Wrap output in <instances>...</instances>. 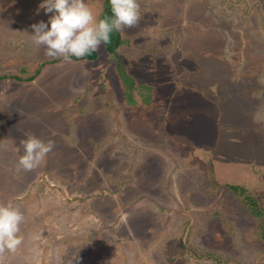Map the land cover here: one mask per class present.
<instances>
[{"label": "rangeland", "instance_id": "rangeland-1", "mask_svg": "<svg viewBox=\"0 0 264 264\" xmlns=\"http://www.w3.org/2000/svg\"><path fill=\"white\" fill-rule=\"evenodd\" d=\"M40 3L0 0V264H264V0H138L120 61L46 55ZM28 135L53 148L25 172Z\"/></svg>", "mask_w": 264, "mask_h": 264}, {"label": "clouds", "instance_id": "clouds-1", "mask_svg": "<svg viewBox=\"0 0 264 264\" xmlns=\"http://www.w3.org/2000/svg\"><path fill=\"white\" fill-rule=\"evenodd\" d=\"M111 16L97 18L85 0H41L39 8L51 13L47 21L30 25L32 43L45 46L46 55L82 58L110 42V34L134 27L140 20L138 0H109ZM23 153L16 162L17 170L38 168L52 151L53 142L34 135L21 140ZM24 214L11 202L0 204V252H14L21 245L20 225ZM78 259V258H77Z\"/></svg>", "mask_w": 264, "mask_h": 264}, {"label": "trees", "instance_id": "trees-1", "mask_svg": "<svg viewBox=\"0 0 264 264\" xmlns=\"http://www.w3.org/2000/svg\"><path fill=\"white\" fill-rule=\"evenodd\" d=\"M105 15H108V16H111V10H110V4H109V0H104V2H103V6H102V11H101V13H100V15H99V18H103ZM124 44V40H122V38H121V35H120V33L119 32H116V31H114V32H112L111 34H110V42L107 44V45H103L104 46V48H105V51L111 56V58H113L112 60H118L119 59V61L121 60V57L117 54V51L119 50V48L122 46ZM97 58V55H96V53H95V51L94 52H92L90 55H86L85 57H82V58H71V59H75V60H90V61H94L95 59ZM119 63H121V62H119ZM118 63V68H119V70L121 71V72H124V70H122L123 68H122V66H121V64H119ZM132 75V74H131ZM128 76V78H127V80H126V82L128 83V84H130L131 86H133L134 85V87H132V88H130V90H137V88H138V85L140 86V87H146V89H147V91L148 92H152V91H154V89L156 88V87H154V86H150V85H148L147 83H140V84H137V82H135L136 81V78L135 77H133V76ZM3 79H5V77H0V81L1 80H3ZM14 79H16V80H21V79H19V78H17V77H14ZM29 80L30 81H32L33 80V78H29ZM146 91V90H145ZM190 91V90H189ZM194 92V93H197V94H199L198 92H196V91H194V90H191V92ZM141 92V91H140ZM147 96V100L150 98V94L148 93V94H145V95H142V97H143V100L145 101V97ZM200 96V95H199ZM147 100H146V102H147ZM227 110H229L228 108L227 109H225V110H221L220 112L221 113H223L224 114V111H227ZM220 113V114H221ZM211 117H210V119H212V115H210ZM220 116V115H219ZM221 117H223V116H221ZM179 121V120H178ZM213 122H214V120H213ZM181 132H183V131H181ZM183 133H185V132H183ZM185 134H187V133H185ZM254 134V133H253ZM1 174H2V172H0V177H1ZM234 191H235V189H234ZM256 204H255V202H253V201H250V210H253L254 209V206H255ZM254 213V212H253ZM255 215V214H254ZM256 216H258V214H256Z\"/></svg>", "mask_w": 264, "mask_h": 264}, {"label": "crops", "instance_id": "crops-1", "mask_svg": "<svg viewBox=\"0 0 264 264\" xmlns=\"http://www.w3.org/2000/svg\"><path fill=\"white\" fill-rule=\"evenodd\" d=\"M7 171V170H6ZM6 171H3L2 174H1V177H0V181H6V180H9L7 177L8 175H12V173H9V170L6 172ZM3 175H5L4 177H2ZM7 176V177H6ZM15 181V180H14ZM8 182V181H7Z\"/></svg>", "mask_w": 264, "mask_h": 264}]
</instances>
